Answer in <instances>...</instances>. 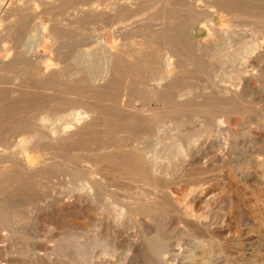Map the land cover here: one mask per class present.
<instances>
[{
	"label": "bare ground",
	"instance_id": "bare-ground-1",
	"mask_svg": "<svg viewBox=\"0 0 264 264\" xmlns=\"http://www.w3.org/2000/svg\"><path fill=\"white\" fill-rule=\"evenodd\" d=\"M56 1L60 2L61 0H15L16 3H31L30 8L34 3H53ZM144 1L142 3H146ZM168 1L171 2L168 3ZM136 2L134 0H115L113 3H125V6H128V3ZM160 5L162 8L164 7L163 13L158 10ZM114 6L116 10H120V4ZM133 6L130 7L133 9ZM149 7L154 10L151 12L153 14L149 18V23L146 22L149 26V29L146 30L149 37L140 41L139 44L149 43L152 48L159 49L160 54L156 56L152 54L153 58L150 65L145 64L144 56L136 55L135 64L127 58L121 57L120 48H117L118 43L115 45H109L107 41L102 42L103 44L99 43L101 45L99 50L97 49L99 44L89 46L83 42L76 46L82 63L98 65L101 70L93 73L89 80L80 71H74L70 75L71 82L66 86L57 83L55 77H61V75L57 71L50 72V69L55 67L52 66L55 59L53 55L59 58L60 63H64L69 55L67 50L72 49L75 44L72 42L73 40H64L65 36L62 35V43L57 46V41L55 42L54 38V26L45 24L39 15L36 16L38 18L37 24L41 30L37 31L38 33H35L34 36L27 34L31 36L27 47L34 52L36 56L34 59L50 66L45 73L39 74L40 87L45 90L50 98L41 106L51 104L64 97L57 94L61 85L68 88L74 99L75 96L79 95L83 85L86 84L89 88L88 91H85L97 96L98 99H90L88 96L80 104L78 103L79 100H71L78 105H70L66 110H57L55 116L40 114L37 123L28 121L24 116V119L21 120L22 123L19 124V133L15 135L17 147L15 146L14 154L7 152L6 139H0V164L7 161L11 162L10 165H3V168L0 169V257H3L1 259L4 261H0V264H7L16 254V251H13V246L21 240V225L23 223H26L28 231L36 235L41 216L43 217L48 213L53 214L67 205L72 206L74 212L71 213L69 226L62 231L58 230L63 235L61 237L63 245L60 243L50 249L46 248L43 254L46 261L52 262L56 258L69 254V259H67L69 264H88L94 261L95 257L97 259L94 264H235L227 252L225 247L227 244L224 245L217 236H213L214 232H211L213 226L220 225L221 222L224 224L223 218L226 215L221 211L219 216H214L212 211H207V208H204L205 211L199 210L198 204L200 200L206 197L207 190H209L207 188L211 186L206 187L204 185L208 180L200 183L199 179L198 184L194 182V185L190 184L191 186L186 190L185 188L180 190L182 187L173 190L171 181L167 179L173 168L181 167L185 170V175L186 172L189 173L192 172V169H196L197 165L204 167L210 164L211 167L212 162H218L221 166H229L236 176L244 177L250 167H259L264 163L262 159L264 148H260L261 142L253 131L254 126L256 129H264V108L258 110L257 115L252 113L255 116H250L253 109L251 110L242 96L243 91L250 87V82L254 79L264 82V0H177V3L173 0H153ZM244 7H248L249 11L242 12L241 9ZM51 8L54 7L51 6ZM254 9L258 12L254 13ZM251 10L253 11L250 12ZM15 13L18 14V12ZM90 15L92 14L90 13ZM124 15L122 13L116 15L113 24L123 23ZM182 16H186L193 23L200 22L201 28L206 29L216 37L219 44L214 46L213 43L198 38L193 31L188 30L183 25V22L179 21ZM242 17L248 18L253 27L248 30L247 27L245 29L239 27L238 19ZM2 21L0 19V55L2 52L10 54L13 50V47L6 45L8 42H5L4 36L9 28L5 27ZM135 22L137 21L135 20ZM260 28L263 29L262 32L259 31ZM112 29H114V33L120 35L129 30L126 24L120 25V28L113 27ZM257 30L263 33L262 37L253 35L257 33ZM130 43L132 44V41ZM212 46L217 48L215 50H220L225 74L230 76L231 85H226L224 81L226 78L224 80L213 79V71L210 66L213 67L214 65L206 56L212 51ZM43 50H46V53H43ZM138 50L145 51L140 47ZM98 54L100 57H96L94 60L93 58ZM12 61H9L8 58L0 59L2 64H8ZM139 66L142 69L137 70L136 68ZM194 79L196 81L201 79L205 82L202 87L203 91L196 90V86L192 82ZM251 90L254 95V89ZM11 93L22 97L24 94L23 85L14 86L11 88ZM0 106L1 108L4 107L1 103ZM14 108L16 107L14 106ZM23 111L25 110L20 109V112ZM233 113L244 115L245 126L242 127L244 130L239 134L230 131L229 126ZM17 114L13 111L10 113L0 112V126L3 125L4 127V124L9 121L8 118L11 117L12 119ZM94 124L101 125L103 136L99 134L102 136V141L86 149L90 152L88 162L86 161L88 165H85L87 163L84 161V165L76 162L70 164L69 162L66 166L64 160L62 163L54 159L58 156L67 157L71 146L74 145L72 141L83 137L88 132V126ZM18 136L20 137L18 138ZM42 141H47L48 145L42 150H52L56 152V155L52 156L53 159L47 157L32 165L30 163L32 162V155ZM211 153L213 155H210ZM53 165L57 169L62 168L69 175L67 188H59L56 185L50 188V182L44 181L45 178L42 174L47 166L53 168ZM11 166L15 168L12 170ZM203 170L205 171V169ZM198 173L193 176L199 178ZM207 173L209 172L207 171ZM192 179L197 181L194 180L195 178ZM47 180L50 181L51 179ZM182 181L185 180L182 179ZM29 182L35 187L42 189L49 187L50 190L48 189L46 194L40 195V199L34 204H28L29 218L24 219L20 217L21 213L17 210L19 207L11 206L15 201L10 196V191L19 190ZM186 185L188 186V183ZM113 186L124 189L127 193H124L125 195L120 194L112 189ZM122 197L124 199L121 200ZM88 222H91L89 227H87ZM172 223H181L182 227L170 233L168 226ZM44 224L52 235L56 229L54 225L52 223ZM125 228L133 229L131 239L128 241L124 240L122 236ZM42 239L39 238V240ZM185 239L188 241L184 244L182 241ZM176 245L179 247L177 248ZM119 249L122 253L121 258L118 255L122 259L121 262L117 260ZM22 250L23 248L20 251ZM175 250H177V254L173 253ZM173 256L175 261L170 262V257ZM244 258L242 262L240 260L241 264H253L251 256Z\"/></svg>",
	"mask_w": 264,
	"mask_h": 264
},
{
	"label": "rangeland",
	"instance_id": "rangeland-1",
	"mask_svg": "<svg viewBox=\"0 0 264 264\" xmlns=\"http://www.w3.org/2000/svg\"><path fill=\"white\" fill-rule=\"evenodd\" d=\"M2 1L0 0V3H1V6H0V8H1L0 9V11H1L0 12V19L3 20L2 23L4 24V26L9 28L7 34L4 36V38H6L5 42L6 43L8 42L7 44L6 43L5 44L7 46H9V47H13V50L10 52V54L6 53V52H2L1 55H0V59H7L8 58L9 61L10 60L11 61L13 60V61L8 63V64L0 63V75H1L0 76V81H1L0 82V103H1L2 106H4L2 108L0 106V112L3 113L5 111L6 113H8V112L10 113V112L13 111L15 113H18L14 118H12V119H11V117L8 118L9 121L7 122V124H4V127H3V125L0 126V139L1 138L6 139V143L5 144H6L7 148H8L7 152H9V154H14L15 146L17 147V141L15 139V135H17V133H19L18 132L19 131L18 129L20 128L19 124L22 123L21 120L24 119L23 118L24 116H26L28 121H31L33 123L34 122L37 123V122H39L38 116L40 114L55 116L57 110H66V109L69 108L70 105H74V106L78 105L76 103H73L71 100H76V101L79 100L78 103L80 104V102L83 101V99L87 98L88 96H89L90 99L91 98L92 99H98L97 96L86 92V91H88V88H89L86 84L83 85V87L81 88V90L79 92V95L75 96L74 99H73V95L69 92L68 88L64 87V86H66V84H69L71 82L72 78H71L70 75L74 71H80L89 80L93 73L98 72V71L101 70V68L98 65H95V64L85 65L84 63H82L83 62L82 58L79 57L80 55L78 54V50L76 48L77 44H82L84 42L83 44H87L89 46L90 45H95L96 46L99 43L103 44L102 42H105V41H107V43L109 45H115V43L116 44L118 43L117 48L118 49L120 48V56L127 58L128 60L133 62V64H135L134 59H135L136 55L144 56V59L146 61L145 64L150 65L153 56L154 55L156 56L157 54H160L159 49L152 48L149 45V43H146L144 45L139 44L140 41H142L143 39L146 40L149 37V34H147L148 31H146V30L149 29V26L147 24L150 21L149 18L151 17V14H153L151 12H154V10H152L153 8L149 7V6H151V3H153V0L152 1L148 0L149 2L147 0H145L144 2H146V3H142L143 0H134L135 2L136 1L137 2L133 3V4L132 3H128V6H125V3H123V4L122 3H113V2H115V0H89L88 2H87V0H82V1L81 0H79V1H77V0H64V1L61 0L60 2L56 1V2H53V3H36V4L34 3V4H32V8H34V9L29 7V6H31V3H16L15 0H2ZM12 1H13V3H12ZM84 1H86V2H84ZM170 2L171 1H168V3H170ZM173 2L177 3V0H173ZM137 3H139V4H137ZM115 4L116 5L117 4L121 5V6H119L120 10L117 9L118 10L117 11L116 8H114ZM134 4H136V5H134ZM122 5H123V7H122ZM133 5L135 6V8H134ZM21 6L24 9L23 8H19ZM51 6H53L54 8H51ZM68 6H70V7H68ZM130 6H133V9L135 11ZM7 8L8 9L10 8L11 10H8ZM146 8H149V9H146ZM163 8L160 5V8H158V10L160 12H162V11L164 12ZM16 9L17 10L19 9L20 12H19V10L17 11ZM21 9L24 10V11L22 12ZM82 9H85V10H82ZM136 9L137 10L139 9V12H137ZM3 10L6 11V12H4ZM140 11H142L141 14H140ZM241 11L242 12H248L249 8L248 7H244L243 9H241ZM252 11L253 10H251L250 12H252ZM15 12H18V14L15 13ZM256 12H258V11L257 10L255 11V9H254V13H256ZM90 13L92 15H90ZM113 13H115V14H113ZM121 13L125 14L123 16V19H125L123 21V23L121 22V23L113 24V21L117 17L116 15H120ZM98 14H100L101 17ZM135 14L136 15L140 14V15L136 16ZM37 15L40 16V19L45 24H50V25L54 26V28H55L54 29V38H55V42L57 41L56 42L57 46H59L62 43V40H63L62 35L65 36L64 40H73L72 42H74V44H75V46L72 49L70 48V49L67 50L69 55H68L67 60H65L64 63H60V61L58 60L59 58L57 56L53 55L55 59H54V62H53L52 66L53 67L55 66V67H54V69L51 68L50 72L57 71L59 73V75H61V77H59V76L55 77L56 80H57V83L64 84V86H62V85L59 86L57 94L60 97H62V96H64V97H62L63 99L61 98L60 100L54 101L51 104H47L45 106H41V104L45 103L50 98L47 95V93L45 92V90L41 89V87H40L41 79H40V75L39 74L45 73V71H47L48 67H50V66H48L45 63H39L37 61V59H34V57H36L34 55V52L32 50H30L29 47H27V43H28L29 38L31 36L36 35L38 33L37 31L41 30V27L37 24V19H38V18H36ZM86 15H90V16H86ZM147 15H148V17H147ZM5 17H6V19H5ZM139 17H142V18H139ZM140 19L142 20V22H140L141 21ZM135 20L137 22H135ZM48 21H49V23H48ZM143 21H145V22H143ZM179 21L183 22V25L188 30L193 31L198 38L204 39V40H206L209 43H213L214 46L219 44V42H218L216 37L211 35L209 33V31H207L206 29L203 30L201 28L200 22L193 23V22L189 21V19L186 16L180 17ZM243 21H245V22H243ZM139 22H140L141 26H140V24L138 25ZM146 22H147V24H146ZM238 22H239L238 26L241 27L242 29H245L247 27L246 29L248 30V29L253 27L252 26L253 24L250 22V20L248 18L242 17V18L238 19ZM128 23H132V24H136V25H132V26H134V28H131L132 27L131 24L129 25ZM244 23H246V24H244ZM125 24L128 26L129 30L121 33V35L119 33H118L119 34L118 35V34L113 32V30H114V29H112L113 27L114 28H120V25H125ZM136 26H137L138 29L135 28ZM224 26H227V25L224 24ZM238 26H237V28H239ZM241 28H239V29H241ZM142 30H144L145 32H143ZM258 30L256 31L257 33L255 32L256 34H253V35L256 36V37H258L260 35L262 37L263 33H261V32H262L263 29L260 28L259 31H261V32H259ZM17 31H18V33H16ZM136 32H138V33L140 32V33L136 34ZM258 32H259V34H258ZM27 34H29L31 36H29ZM248 34L251 35V33H248ZM16 39H18V40H16ZM130 40L132 41V44L130 43L131 42ZM260 40H262V39H260ZM92 41H94V42L92 43ZM100 44L97 45V46H99V47H97V49H99V50L101 49V45ZM214 46H212V48H213L212 51L210 53H208L209 55L206 54L207 59L211 62L212 65H214L213 67L210 66V68H212L211 70L213 71V79L217 78L218 80H221V79L224 80L226 78L224 80L226 85L227 84L231 85L230 76L225 74V66L223 64V58H222V55L220 53V50H215L217 48H214ZM85 47H88V46H85ZM138 47H140L142 49H145V51L138 50ZM43 53H46V50H43ZM152 54H153V56H152ZM214 54H216V55H214ZM96 57H100V54L95 56L93 59L95 60ZM76 59H77V61H76ZM83 64H84V66H83ZM215 64H216V66H215ZM61 65H63V66H61ZM136 69L139 70V69H142V67L139 66ZM220 72H222V73H220ZM218 73H220V74H218ZM17 74H19V75H17ZM217 74H218V76H217ZM34 78H36V79H34ZM227 78H229V79H227ZM192 82H194V84L196 86V90L203 91L202 87L205 85V82L203 80L197 79V81H196V79H194V81H192ZM16 83L22 84L23 87H24V94L22 95V97L20 95L18 96L17 94L15 95V94L11 93V88H13L14 86L18 85ZM261 86H264V82L254 79L253 81L250 82V87L243 91V95L242 96L244 98L243 97L242 98L246 101L247 104H249V107L251 108V110L253 109L252 112L250 113V116L257 115L258 110H261V109L264 108V98H263L264 97V94H263L264 93V87H261ZM33 89H34V91H32ZM251 89H254V95H253V92H251L252 91ZM260 89H261V91H260ZM257 94H259V95H257ZM4 96H6V97H4ZM11 96H12V98H10ZM64 98H67V99H64ZM70 98H72V99H70ZM216 98H218V97H216ZM4 99H5V101H4ZM250 100H252V101H250ZM259 100L262 101V102H260ZM11 102H13V103H11ZM3 103L8 104V105H5ZM30 105H31V107H30ZM10 106L12 107V110H11ZM14 106L16 108H14ZM154 106H155V104H154ZM5 107H6V109H5ZM20 109H24L25 111L20 112ZM54 109H55V111H54ZM252 113H254L255 115L252 114ZM240 114L241 113H233V114H231V120H230V126L229 127H230V131L232 133L236 132V134L237 133L239 134V133H241L244 130V128H242V127L245 126L244 120H243L244 119V115L241 114L242 115L241 116ZM3 120H4V118H3ZM253 128H254L253 131L255 132V135L259 138V141L261 142V145L259 144L260 148L261 147L264 148V129H256L255 126ZM231 129H233V130H231ZM239 129H240V131H239ZM94 132H97V133H94ZM99 134L103 136L101 125H99V124L89 125L88 126V132L83 137H81L80 139H76V140L72 141L74 145L72 144L73 146H71L70 151L67 153L68 154V155H66L67 157L58 156L57 158H54V159L59 160L62 163H64V161H65L64 164H66V166H68L69 162H70V164L71 163L73 164V163L76 162V163H79L81 165L82 164L84 165L85 162L88 160V155L90 153L86 149L88 147H90V146H95V145L99 144L102 141V136H100ZM262 134H263V136H262ZM19 137L20 136H18V138ZM45 147H48L47 141H42L38 145V147L36 148V151L32 155L33 156L32 157V162H30L32 165H34L37 162L42 161L43 159H45L47 157L53 159V157L56 155V152H54L52 150H48V151L46 149H45V151L42 150ZM75 147L78 150H75L76 149ZM43 152H45V153H43ZM77 155H79V156H77ZM210 155H213V153H211ZM262 159L264 161L263 155H262ZM70 160H72L73 162L70 161ZM82 161H83V163H82ZM217 163L218 162H212L211 163V167H210V164L206 165L204 167H203V165H197L196 169H192V172H189V173L186 172L189 175L186 174V173L184 175L185 170L181 169V167H179V168L176 167L175 169L177 171L173 168L171 170L172 172H170V174L168 175V179L167 180L171 181L170 182L171 183V188L173 190L174 189L175 190L176 189H180L181 187L182 188L180 190H182L184 188L186 190V189H188L191 186L190 184L194 185V182H195V184H198L200 181H201L200 183H203V182H205V180H208L204 185L206 187L208 185H211V186H210V188L209 187L207 188L209 190H207L206 197L204 199H202L203 201L200 200L201 203L199 202V204H198L199 210L205 211V209L207 208V211H209V210L212 211L214 216H219L220 213H222L221 211H223V213L226 215V217L224 216V218H223L224 224L221 222L220 225L213 226L215 229L212 228L211 232H214L213 233L214 235L213 234L212 235L213 236H217L224 243V245L227 244V245H225V247L227 249V252H228L230 258L234 260L235 264H241L242 260L245 259L244 258L245 256H246V258L251 256L253 264H255V263L256 264H259V263L260 264H264V182H262V181H264V171H262V170H264V166H263L264 163L261 166H259V167H257V166L250 167L249 168L250 170L248 171L249 174L247 173L248 176L246 174L244 177L236 176L234 171L229 166H221V165H219V163L218 164ZM10 164H11L10 161H7V162H5L3 164H0V169L3 168L2 167L3 165H10ZM85 165H88V163L85 164ZM198 166H200V167H198ZM219 166H221V167H219ZM54 167H55L54 165H53V168H52V166H47L46 167L45 172L42 174V176L45 178L44 181H46V183L50 182L49 183L50 184V186H49L50 188H51V186H54V185L59 186V188L60 187L61 188H67L66 184H67V180L69 179V175H67V173L62 168L57 169V167H55V168ZM218 167H219V169H218ZM10 168L13 170L15 167L11 166ZM228 168H229L230 171L228 170ZM54 169H56V170L54 171ZM200 169H201L202 173H201V171H199ZM203 169H205V171ZM216 169H218V170H216ZM220 169H221V171H220ZM225 169L228 170L229 172L226 171ZM222 170H223V172H222ZM207 171L209 173H207ZM215 171H217V172L214 173ZM48 173H50V174H48ZM180 173H181V175H180ZM190 173H192V174H190ZM195 173H196V175L198 173L199 178H197V176H193V175H195ZM173 174H174V176H173ZM261 174H262V176H261ZM209 175H211V176L209 177ZM190 176H192V177H190ZM49 178L51 179L50 181L47 180ZM181 178L183 180H185L184 181L185 184H184V182L182 181ZM192 178H195L194 180H197V181H193ZM257 178H260V179H257ZM55 179L58 180V181H56ZM199 179H200V181H199ZM247 180H249V181H247ZM250 180L254 181V182H251ZM174 181H176V183H174ZM177 181H179V182L177 183ZM187 183H188V186L186 185ZM250 183H251V185H250ZM260 183L262 185H259ZM257 185H259V186H257ZM31 186H33V185H31L30 182H29V183H27L25 185V187H23V188H21L19 190L10 191L11 192L10 196L15 201V203L12 204L11 206L19 207V208H17V207H15V208H17V210L20 211V213H21L20 217L21 218L23 217L24 219L25 218L26 219L29 218L28 217V213H27V211H28L27 207H29V205H31V204H34L38 199H40V197L43 194H46L50 190L49 187H45L44 188L45 190H44L41 187H35V186L31 187ZM112 189H115L120 194L123 193V195H125L127 193L124 189H120L117 186H113ZM40 191H41V193H40ZM210 197H212V198L210 199ZM225 197H227L228 199H226ZM16 199H17V202H16ZM122 199H124V197H122L121 200ZM230 201H231V203H229ZM23 202H25L26 204L23 203ZM20 207H21L22 210L20 209ZM218 210H220V211H218ZM73 212L74 211H73L72 206H68L67 205V206H63L61 209H59L57 212H54L53 214L52 213H48L47 215H44L43 217L41 216L40 224H39V227H38L39 230L37 229L36 235H34L33 232L28 231L26 229V223L25 224L23 223L21 225V227H22L21 240L19 239L20 242H17L13 246V251H16V254L13 255L12 260L11 261L9 260L7 262V264H11V263L12 264H30V263H32V264H42V263L43 264H50V263L54 264L55 263L56 264L58 261H59L58 262L59 264H69V263H67V262H69V260H67V259H69V254H65V256L59 257L60 259L56 258V259H54V261L52 260L53 263L49 262V261H46V259L43 257V254L45 253L46 248L50 249L51 247H55L57 244H60V243H61V245H63L62 244L63 241L61 240V237L63 235H61L60 232L65 227L69 226V222L71 221L69 219H71L70 216H72ZM59 216H61V217H59ZM66 218H67V220H66ZM44 223H52L54 225V227L56 229L52 232V235L49 233L48 228L46 227V225ZM56 224H57V226H55ZM85 224L87 225V223H85ZM171 225H172V227H171ZM176 225H178V226L176 227ZM89 226H91V222H88L87 227H89ZM221 226H222V228H221ZM181 227H182L181 223L180 224L179 223H176V224L172 223V224H170L168 226V232L171 231L170 233H172L176 229H178V228L180 229ZM58 230H61V231H58ZM130 230L128 228L127 229L125 228V230H123V235L122 236H123V239L126 240V241L130 240L131 236L133 234V229H130ZM246 230H247V232H246ZM253 230H254V232H253ZM28 236H30L31 238L28 237ZM33 236H35V237H33ZM39 238H41V239L43 238L45 240H43V239L39 240ZM206 238H207V236H206ZM235 240H237V241H235ZM58 241H60V242H58ZM187 241H188V239H185V240L182 241V243L185 244V243H187ZM249 242H250V244H249ZM17 244L20 245V246H18ZM30 245H32V246H30ZM176 246H175V248H176ZM39 247H41V248H39ZM178 247H179V245L177 246V248ZM22 248H23V250L20 251ZM38 249H40V250H38ZM173 253L177 254V250H175ZM121 254H122L121 253V249H119L118 252H117V260L119 262L122 261V259H120L121 256H122ZM253 254H254V256H253ZM118 255H119L120 258L118 257ZM167 256H169V255H167ZM242 256H243V258H242ZM1 258H3V257H0V261L4 262ZM13 259H14V261H13ZM62 259H64L65 261H63ZM96 259L97 258L95 257L93 259L94 261H92V262H90L88 264L96 263ZM235 260L236 261L238 260V261L236 262ZM240 260H241V262H240ZM253 260L254 261L256 260L255 263H254ZM44 261H45V263H44ZM61 261H63V262L61 263ZM174 261H175V257L174 256L170 257V262H174Z\"/></svg>",
	"mask_w": 264,
	"mask_h": 264
}]
</instances>
